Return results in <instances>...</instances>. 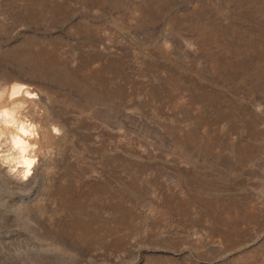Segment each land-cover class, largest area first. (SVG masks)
<instances>
[{"label": "rangeland", "instance_id": "1", "mask_svg": "<svg viewBox=\"0 0 264 264\" xmlns=\"http://www.w3.org/2000/svg\"><path fill=\"white\" fill-rule=\"evenodd\" d=\"M0 264H264V0H0Z\"/></svg>", "mask_w": 264, "mask_h": 264}, {"label": "bare ground", "instance_id": "2", "mask_svg": "<svg viewBox=\"0 0 264 264\" xmlns=\"http://www.w3.org/2000/svg\"><path fill=\"white\" fill-rule=\"evenodd\" d=\"M19 86V85H18ZM22 87H13L12 91L14 94L17 92H21L20 89ZM3 116L6 118L5 123L6 124H12L14 120V117L12 116V113L4 111L2 112ZM17 127V133L13 134L12 136V144L13 147L15 149H17L16 151H18V156H19V160L20 163L23 164L25 166V169L22 170L23 172V176L26 177L29 173H30V169L31 166L33 165V159L31 158V156H27L26 152H27V148L29 147V142L27 143L26 139L29 137V135H31L33 132L32 130H30V128L26 125H24L22 122L18 123Z\"/></svg>", "mask_w": 264, "mask_h": 264}]
</instances>
